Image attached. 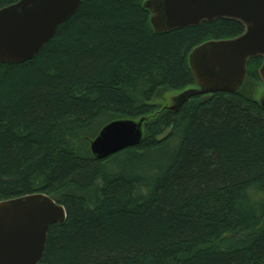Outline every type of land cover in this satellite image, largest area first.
Instances as JSON below:
<instances>
[{"label":"trees","instance_id":"trees-1","mask_svg":"<svg viewBox=\"0 0 264 264\" xmlns=\"http://www.w3.org/2000/svg\"><path fill=\"white\" fill-rule=\"evenodd\" d=\"M144 1L82 0L34 59L0 64V202L37 193L65 208L42 264H264L258 102L241 89L151 117L165 92L194 85V47L244 28L217 20L157 35ZM261 64L249 60L247 78ZM142 117L139 146L93 158L105 125Z\"/></svg>","mask_w":264,"mask_h":264},{"label":"water","instance_id":"water-1","mask_svg":"<svg viewBox=\"0 0 264 264\" xmlns=\"http://www.w3.org/2000/svg\"><path fill=\"white\" fill-rule=\"evenodd\" d=\"M82 0H20L0 9V64L31 61L72 17ZM157 35L193 28L217 20L238 22L243 34L211 40L194 47L187 57L194 85L155 102L177 113L190 100L208 94L238 93L247 78L249 60L260 58L258 77L264 86V0H145ZM258 104L264 111V92ZM150 119H120L105 125L90 142V153L105 160L140 145ZM65 208L45 194H30L0 202V264H42L52 225L65 223Z\"/></svg>","mask_w":264,"mask_h":264},{"label":"rangeland","instance_id":"rangeland-1","mask_svg":"<svg viewBox=\"0 0 264 264\" xmlns=\"http://www.w3.org/2000/svg\"><path fill=\"white\" fill-rule=\"evenodd\" d=\"M175 91H168L165 92L160 98H158V100H156L155 102H159L161 103V105H163V103H167V96L174 94ZM241 92L243 93L244 96H246L247 98L253 99L255 101H258L259 99V95L264 92V86L262 85V83L259 81V79H252L250 77H248L246 79V82L241 90Z\"/></svg>","mask_w":264,"mask_h":264}]
</instances>
